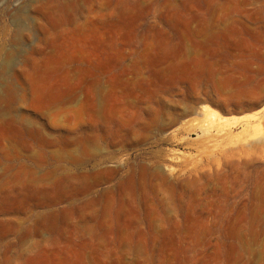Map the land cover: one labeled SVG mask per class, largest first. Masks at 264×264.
Wrapping results in <instances>:
<instances>
[{
  "label": "rangeland",
  "instance_id": "374dc122",
  "mask_svg": "<svg viewBox=\"0 0 264 264\" xmlns=\"http://www.w3.org/2000/svg\"><path fill=\"white\" fill-rule=\"evenodd\" d=\"M0 264H264V0H0Z\"/></svg>",
  "mask_w": 264,
  "mask_h": 264
}]
</instances>
